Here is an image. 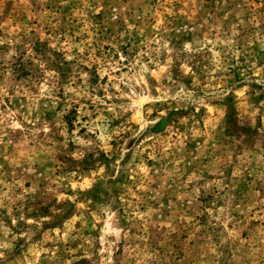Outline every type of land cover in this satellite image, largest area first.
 Returning a JSON list of instances; mask_svg holds the SVG:
<instances>
[{
  "label": "rangeland",
  "instance_id": "rangeland-1",
  "mask_svg": "<svg viewBox=\"0 0 264 264\" xmlns=\"http://www.w3.org/2000/svg\"><path fill=\"white\" fill-rule=\"evenodd\" d=\"M0 264H264V0H0Z\"/></svg>",
  "mask_w": 264,
  "mask_h": 264
}]
</instances>
